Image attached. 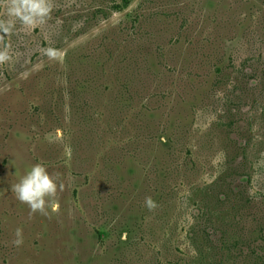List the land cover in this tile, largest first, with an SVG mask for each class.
Returning <instances> with one entry per match:
<instances>
[{
  "label": "rangeland",
  "instance_id": "rangeland-1",
  "mask_svg": "<svg viewBox=\"0 0 264 264\" xmlns=\"http://www.w3.org/2000/svg\"><path fill=\"white\" fill-rule=\"evenodd\" d=\"M50 3L0 0V264H264V0ZM37 163L58 212L11 190Z\"/></svg>",
  "mask_w": 264,
  "mask_h": 264
},
{
  "label": "clouds",
  "instance_id": "clouds-1",
  "mask_svg": "<svg viewBox=\"0 0 264 264\" xmlns=\"http://www.w3.org/2000/svg\"><path fill=\"white\" fill-rule=\"evenodd\" d=\"M13 3L18 6L16 8L17 14H20L21 10L25 13L22 17L25 22H32L35 18L43 19L52 7L50 0H13ZM5 30L7 31V29ZM47 54L52 59L58 57V52L55 49H49ZM7 59V53L0 52V63ZM64 187L65 185L60 179L59 173H50L44 164L37 163L19 179L18 183L11 186V190L16 199L28 205L30 214L39 212L42 215H47L49 206L51 211H59L60 205L57 194L58 191L62 192ZM145 206L149 211H153L158 207L150 196L145 198ZM15 237L13 244L19 247L23 244L22 229H16Z\"/></svg>",
  "mask_w": 264,
  "mask_h": 264
},
{
  "label": "trees",
  "instance_id": "trees-1",
  "mask_svg": "<svg viewBox=\"0 0 264 264\" xmlns=\"http://www.w3.org/2000/svg\"><path fill=\"white\" fill-rule=\"evenodd\" d=\"M116 7L120 8V4H116ZM246 74L249 75V73H246ZM252 79H253V77H252ZM255 165H258V167L257 166H253L254 170L257 168L258 174L264 172L263 157H262V161L258 160V162H256ZM249 194H250V197H251V193L250 192H249ZM213 203H214L213 205L212 204L210 205L211 209L207 208L205 210V212H203L201 214L198 213L195 216L196 221L194 222V225H192V228H193V230H192L193 234L192 235H193V238L195 240H197L200 236L203 237L204 234H208L209 233V231H210L209 229H211V227H212L211 224L213 223V218L214 217H215V219L219 220V218L222 217V215L220 213L224 214L223 213L224 210H220V211L217 210L218 208H221L222 202L215 200V202H213ZM199 227H202L201 230L198 229ZM206 236H208V235H204V237H206ZM200 249H201V251H202V249L203 250H207L203 246ZM198 261H200V260H198Z\"/></svg>",
  "mask_w": 264,
  "mask_h": 264
}]
</instances>
